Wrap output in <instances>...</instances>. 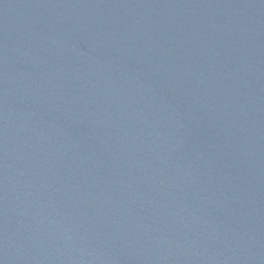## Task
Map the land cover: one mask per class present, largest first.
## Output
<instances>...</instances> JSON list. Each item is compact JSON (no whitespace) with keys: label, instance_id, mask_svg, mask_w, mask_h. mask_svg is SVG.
Returning a JSON list of instances; mask_svg holds the SVG:
<instances>
[{"label":"water","instance_id":"95a60500","mask_svg":"<svg viewBox=\"0 0 264 264\" xmlns=\"http://www.w3.org/2000/svg\"><path fill=\"white\" fill-rule=\"evenodd\" d=\"M0 264H264V0H0Z\"/></svg>","mask_w":264,"mask_h":264}]
</instances>
